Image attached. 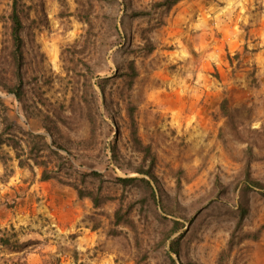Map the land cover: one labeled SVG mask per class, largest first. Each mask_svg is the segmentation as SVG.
I'll return each mask as SVG.
<instances>
[{
  "label": "rangeland",
  "instance_id": "1",
  "mask_svg": "<svg viewBox=\"0 0 264 264\" xmlns=\"http://www.w3.org/2000/svg\"><path fill=\"white\" fill-rule=\"evenodd\" d=\"M14 1L0 0L16 126L0 117V264H264V0H19L22 100ZM77 188L100 189L99 207Z\"/></svg>",
  "mask_w": 264,
  "mask_h": 264
},
{
  "label": "trees",
  "instance_id": "2",
  "mask_svg": "<svg viewBox=\"0 0 264 264\" xmlns=\"http://www.w3.org/2000/svg\"><path fill=\"white\" fill-rule=\"evenodd\" d=\"M179 2H180V0H164L163 4H161V5L163 7H165V8H171V7L176 6ZM21 13H22V11H21L20 1L19 0H15L14 1V5H13V9H12V14H11V17H10V21H11V25H12L11 39H12V42H13L12 59H13V63H14L15 69H16V78H17L16 80L18 82V86L16 85L14 88L10 89L9 93L15 94V96L19 100H22L23 90H24L23 76H22V72H23V68H24V40L22 38V34L24 32V24H23ZM139 15H141V14H138V16ZM131 71H133V73H134L133 77H135L136 76V68H135L134 65L131 67ZM98 84H99V86L102 88V90L104 92L105 90L103 88V86H104L103 82H99ZM133 116H134L133 110H131V120H132V123H133V127L135 129L134 134H133V140L135 141V143L138 146H140L141 142H140V140L138 139V136H137L136 124H135V119H134ZM0 117L2 118V120L5 123H9L10 124L9 118L7 116L6 108H5V106H4V104H3L1 99H0ZM15 127L16 126L14 125V123L11 122V124L7 126L6 131L13 132ZM35 138H38V140L40 139V140H43L45 142V139H43L42 136H38V137H35ZM3 141H4L3 140V136L0 135V146H2L5 143ZM53 144L58 149H65L61 144H59L56 141ZM44 146H45V144H44ZM41 147H42V144L33 143V148L31 150V154L32 153H36V154L38 153L39 154V150L41 149ZM14 148H16L15 145H14ZM47 148H49V147H47ZM144 150H145L144 152L146 154H148L149 151H150V148L147 147ZM51 152H54V151L51 150ZM17 157H18V155H17ZM59 157L62 160H64L62 165H67L68 164V162H69L68 158H66V157L63 158L61 156H59ZM114 157L116 158V153L114 154ZM137 173L138 174H144V175H151V170H148L146 172L145 171H137ZM81 177H82V181L81 182L84 184L86 182L85 178H89L92 181L96 182L99 179H101V174L96 173V172H90V173H83L82 172L81 173ZM48 179H49V176H48L47 173H45L44 181H47ZM121 181L126 183V184H128V183L133 184V183H136L138 181L142 182L145 185V190H144L145 191V197L147 199H151L153 201L156 200L155 193H154L153 189L151 188L150 184L146 180L132 179V180H121ZM248 182L253 184V182H251V180H248ZM77 189H78L79 195L81 197L82 196L90 197L93 200L95 206L99 207V203H100L99 191H100V189H98L96 191L95 190H89V189H83L82 190L80 188H77ZM146 198H145L144 201H146ZM118 223L120 224L121 220ZM173 225L174 226L167 233L166 238H169L173 234L178 233L180 231V229L178 228V223L174 222ZM0 243L5 245L8 242H6L3 239H0ZM171 248H172L173 253H175L176 255H179V249H178L179 248V239L175 240L172 243ZM171 264H175V262L173 260H171Z\"/></svg>",
  "mask_w": 264,
  "mask_h": 264
}]
</instances>
